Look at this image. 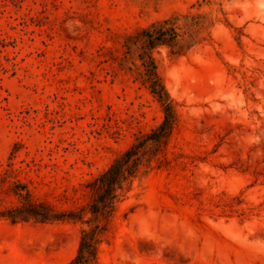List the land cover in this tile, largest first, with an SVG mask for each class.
Segmentation results:
<instances>
[{
	"label": "rangeland",
	"instance_id": "rangeland-1",
	"mask_svg": "<svg viewBox=\"0 0 264 264\" xmlns=\"http://www.w3.org/2000/svg\"><path fill=\"white\" fill-rule=\"evenodd\" d=\"M189 12L200 43L154 52L179 114L169 162L135 180L92 264H264V0H0V214L23 186L87 206L164 118L125 38ZM83 227L0 217V264H70Z\"/></svg>",
	"mask_w": 264,
	"mask_h": 264
},
{
	"label": "trees",
	"instance_id": "trees-1",
	"mask_svg": "<svg viewBox=\"0 0 264 264\" xmlns=\"http://www.w3.org/2000/svg\"><path fill=\"white\" fill-rule=\"evenodd\" d=\"M202 15L177 13L156 22L134 35L125 38L126 54L136 57V81L147 87L159 102L164 118L159 126L148 133L139 134L132 145L118 156L110 167L88 182L89 202L85 208L57 213L45 202H38L26 186L24 192L16 191L21 205L2 212L0 217L12 221L39 222L72 221L84 225L78 254L70 264H92L96 261L107 223L118 204L132 189L136 179L161 168L169 162L167 148L176 132L179 114L154 56L155 50L167 47L176 56L183 55L203 39ZM88 214L89 217L85 218Z\"/></svg>",
	"mask_w": 264,
	"mask_h": 264
}]
</instances>
